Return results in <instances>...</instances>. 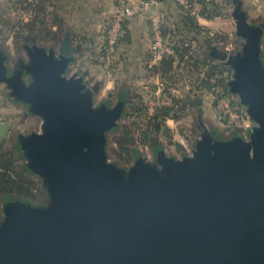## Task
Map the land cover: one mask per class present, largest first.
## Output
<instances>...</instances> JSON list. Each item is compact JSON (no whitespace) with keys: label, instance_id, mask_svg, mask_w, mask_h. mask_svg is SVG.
Listing matches in <instances>:
<instances>
[{"label":"water","instance_id":"95a60500","mask_svg":"<svg viewBox=\"0 0 264 264\" xmlns=\"http://www.w3.org/2000/svg\"><path fill=\"white\" fill-rule=\"evenodd\" d=\"M234 2L243 44L225 64L255 126L248 139L204 130L182 159L159 146L156 164L140 152L128 170L108 160V132L125 100L94 107L88 73L69 76L80 52L69 33L49 50L33 39L22 71H8L0 51L9 100L43 120L40 133L17 141L23 169L42 179L49 199L43 207L6 198L0 264H264V23H251ZM11 133L10 123L0 124V138Z\"/></svg>","mask_w":264,"mask_h":264},{"label":"trees","instance_id":"16d2710c","mask_svg":"<svg viewBox=\"0 0 264 264\" xmlns=\"http://www.w3.org/2000/svg\"><path fill=\"white\" fill-rule=\"evenodd\" d=\"M168 1V5H177L179 11L178 22L170 23L168 18H160L162 22V31L167 38L168 45L172 48L173 54L165 56L158 64H151V51L147 55V60L143 66L146 70L153 73L160 74L168 81L167 87L163 88L162 95L167 99H172L170 106H158L154 115L150 118L146 116V107L141 103L133 102L130 106V117L136 116V121L131 122L126 126H122L115 131V144L118 147V156L124 159V163L129 164L133 158L134 148L138 143V132L140 123L146 126V139L153 148L159 147V143L150 137L152 134L161 131L162 124L168 119H180L184 117L188 109H193L196 98L194 99L189 94L183 98L174 95L172 86L176 85L173 82V75L176 66L180 68L181 64H185L184 68L188 70L191 75V84L196 89L207 91L209 94L216 97L214 107H218L219 103L227 99L230 101V106L233 115H239V119L248 118L247 113L241 110L242 105L234 100V94L229 89V81L231 79L232 71L226 66L224 61L230 55L236 54L241 49L242 42L235 39L231 42L234 48L230 51L226 48L228 41L227 34L217 33L215 36L208 35L210 30L200 23V19L213 20L217 17H227L228 11L235 5L234 0H190L200 7V19L186 13L174 0ZM61 0H7L4 3L7 11H15L17 21L2 19L6 27H10L12 31H16V43L25 42L27 39H35L38 42L47 41L57 43L62 36V33L67 30L65 23V16L61 13ZM3 4V3H2ZM27 18V20H25ZM13 21V22H11ZM108 25V24H107ZM57 28V31L53 30ZM186 37H182L183 35ZM180 36V39L178 38ZM190 40L193 44H187L186 40ZM129 44L130 38L127 30V21L124 24V36L118 46V54L120 45L123 43ZM223 44L222 49L218 44ZM194 45V46H193ZM103 56L105 58V51L103 49ZM261 58L264 62V42L262 44ZM179 64V66H178ZM196 77V80L193 78ZM164 85V84H162ZM193 90V88H192ZM198 107V105H197ZM198 109V108H197ZM232 116H228L227 120H231ZM235 121V120H233ZM225 122L230 124L229 121ZM139 124V126H138ZM235 125V124H232ZM232 137L242 135L245 133L244 128L234 126V129H229ZM170 143L174 144L183 151V147L173 142L170 136ZM130 159V160H129ZM19 159L16 158L14 150L5 146V140L0 139V209L4 205V201L9 196H14L16 200L23 202H30L36 205H46V191L43 182L37 176L28 173L22 167L18 166ZM45 200V201H44Z\"/></svg>","mask_w":264,"mask_h":264},{"label":"rangeland","instance_id":"374dc122","mask_svg":"<svg viewBox=\"0 0 264 264\" xmlns=\"http://www.w3.org/2000/svg\"><path fill=\"white\" fill-rule=\"evenodd\" d=\"M252 1L256 2L255 0ZM252 1L247 2L246 3L247 6H246L243 0H240V2L242 3V9L244 10L251 9L250 11H252V9L254 10V8L261 10L262 7H264V2L263 4L260 2L258 3L256 2L257 4L255 3L256 5H254L253 4L254 2L252 3ZM4 3H7V0H0V51H2L4 55L9 58L8 65L11 66L12 63L11 59L19 55L22 57L26 55V52L22 48V45L25 44L26 42H20L19 44H17L16 43L17 39L15 35L16 31H12L10 27H6L4 25V22L2 20L3 18L6 20L11 19L13 21L18 20L17 19L18 14L13 10L7 11ZM60 5L62 6L60 8L61 13L64 16H66L67 11L68 12L69 10L71 11V7L67 6L68 3L67 5H65V2L60 3ZM176 6L170 5L166 9V13L162 15L163 18H168L167 20L172 24L178 22L179 11L177 10ZM234 8L235 7L229 9L228 16L225 17L224 19L217 18L209 22L208 25L206 24L204 25V22H202L203 26H206L210 30V33L208 35L215 36L217 33L228 35V41L230 42L228 44L220 42L218 45L222 49H224L225 47H223V44H226V48L229 49L230 51L232 50V48H234V45L231 42H233L235 39L236 40L240 39L243 44V40L239 38L236 34V26L235 25L234 27L231 26L232 21L235 24V20L232 17V12ZM252 14L254 15V17H250L251 23L255 25L264 23V18L257 19L258 15L254 13ZM227 23L229 24L230 28L232 27L231 31L229 32H226ZM88 27H89L88 29L90 30L91 26ZM101 30H103L104 38L106 39V32H105L106 30L103 28V26ZM72 31L73 32L71 34L74 35L73 36L74 40L77 43L81 42L77 34L76 33L73 34L74 32L77 31L75 30ZM182 37L184 38L186 37V35L184 34ZM178 38L180 39V36ZM45 42L46 41H40V43H45ZM186 43L189 45L193 44L192 42H190L189 38L188 40H186ZM140 47H141L140 44L138 45L137 43L133 47V50H129L128 52H125L123 58L122 56L119 57L117 55L115 58L111 60H107L100 53L92 57L85 56V54L83 56L76 54L75 60L70 67L69 76L73 74V71H77V70L84 73L86 72L88 73L89 81L92 80L94 85L98 84L101 86L100 91L96 93V96L94 98L95 108L98 107L99 105L105 104V102H107L109 106L114 107V105L117 103V100L118 99L120 100L121 98L124 99L126 94H128L131 97L132 100L128 104H126L125 102V106H124L125 114L123 115L122 119L118 122V129L122 126H126L130 124L131 122L136 121L137 118L135 115H133V117H130V113H131L130 106L134 101L138 102L140 96H141L140 99L141 103L144 104L146 107V116L148 118L154 115L158 106H163L161 104L158 105V103L165 102L166 106H170L172 104L171 98L167 99V97H164L162 95L163 88L167 87L168 81L165 78H163L160 74L153 73L148 69L145 70L140 64L142 58H144L145 55V52L142 56L141 54H139L140 52L143 51V49H141ZM138 57H139V61H138ZM184 65H185L184 63L181 64L180 68L176 66L175 68L176 70H174V72L170 74L171 76L173 75L172 81L176 82V85L172 86L173 87L172 92L174 95H177L180 98L181 97L183 98V96H186L188 94L192 96L194 99L196 98V96H201L202 101L200 104H198V107L197 105L196 106L193 105L194 107L193 109L192 108L188 109L184 117L180 119L166 120L165 123L162 124L161 131L158 133V135H156V133L152 134L153 132H151L150 137L153 139V141L156 140L157 138L156 141H158L159 146L163 147V149L166 151L168 156L173 157L175 159H182L185 156H188L192 153L196 143L200 139L204 130L214 133L216 137L219 138L221 137L223 140H230L233 137L230 131L228 130L229 129L233 130L234 126H236L239 128H244L245 130V133L243 132L242 135L240 134L239 136L243 137L244 139H248L250 131L255 126L254 122L249 117L246 118L245 120L239 119L240 118L239 115L238 116L233 115L231 117V120H227L229 115L224 114L222 112L223 111L222 108H224L223 107L224 105L222 103L223 100L219 103L218 107L215 108L214 102L216 101V97L209 94L207 91L204 90L200 91L196 89L195 87L198 86L197 84H195L194 85L195 87H193L192 84L190 83L191 75L189 76V74L187 73L188 70L186 69V67L184 68ZM193 79L196 80V77H194ZM0 85L6 88L4 84L0 83ZM109 94H112V98L107 99ZM224 100L227 104L229 105L231 104L230 101H228L227 99ZM234 100L240 103L239 97L235 94H234ZM1 103L2 100L0 99V113L3 114L4 112L9 111L5 109V107L1 108ZM11 107L12 109H14V106ZM241 110L243 112L244 111L246 112V109L243 105L241 107ZM16 112L17 113L13 115V118H11L12 119L11 121L14 124V129L12 130L10 136L7 139H3V140H5V146L15 151L16 158L19 159L18 166L20 168L22 167L23 169V166L26 164V160L25 158H23L22 152L18 149V141H17L18 133H19L18 131L24 134L32 131L29 129H34L36 131H39L40 123H36L34 121L31 122L29 120L28 121L29 125L27 124L21 126V123L25 121L23 118L24 111L23 109H19V110L16 109ZM14 116L16 117L14 118ZM0 119L4 120L8 118L7 117L5 118V116L1 118L0 116ZM225 120L229 121L230 124H227ZM139 123H140V129L137 137L138 143L136 146H133L134 153L140 152L148 160V162L156 164V156H155L154 148L150 146L149 142L146 139H142V137L144 138V136H146V132H148L146 131V126L144 123H141V121H139ZM115 132L116 131L108 132V143L106 145L107 158L112 164L118 166L123 170H128L130 167L134 165L136 157L133 153V158L131 161H129L130 162L129 164L124 163V159L122 160L119 158L118 147L114 141V138L116 136ZM170 136L173 142H176L177 144L181 145V147H183V151L179 150L177 146L170 143ZM37 178L39 177L37 176ZM39 180L42 181L41 178H39ZM9 197H12L16 200L14 196H9ZM24 203H30V202H24ZM48 205H49V199L47 194L45 206ZM3 217H4V213L2 207L0 209V222L3 220Z\"/></svg>","mask_w":264,"mask_h":264},{"label":"crops","instance_id":"0c3cea01","mask_svg":"<svg viewBox=\"0 0 264 264\" xmlns=\"http://www.w3.org/2000/svg\"><path fill=\"white\" fill-rule=\"evenodd\" d=\"M116 1L117 0H61V2H65V5L71 7V11H67L65 16V23H66V31L65 33H69L71 40L74 42V44L80 45V52L79 55H84L88 57L96 56V54H102L103 46L105 44V38H104V32L101 30L102 26L105 29V26L110 21L109 19L112 18L115 8H116ZM252 0H243L244 4ZM257 3L260 2L263 4L264 0H255ZM254 1H252L253 3ZM254 2L253 4L256 5L257 3ZM256 3V4H255ZM72 4V5H71ZM168 1L164 2V0L161 1V4L158 8L159 14L164 15L166 13V9L169 7ZM247 6V4H246ZM234 7V6H233ZM200 8V7H199ZM249 10V11H248ZM246 10L248 14L249 21L251 22L250 17H254V14H257V19L264 18V7L262 9L254 8L252 11L251 9ZM262 13V14H260ZM163 18V17H162ZM220 19H224L223 17H217ZM215 18V19H217ZM213 19V20H215ZM253 19V18H252ZM27 20V18L25 19ZM109 20V21H108ZM213 20H205L200 19V23L204 22V25H208L209 22ZM150 19L149 14H144L141 16H137L135 18H131L127 21V30L130 38L129 44L126 45L124 42L120 45L119 49V57H124L125 52H128L129 50H133V47L138 43L140 44V48L143 49L141 56L144 54V58L141 60L142 67L144 66L147 55H149L151 51V32H150ZM203 25V24H202ZM234 22L232 21L231 26L234 27ZM88 26H91V29L89 30ZM226 32L231 31V28L229 27V24H226ZM54 31H57L56 27H53ZM72 30H75L77 32H74L73 34H77L79 37V40L81 42L77 43L74 40V35L71 33ZM63 34V35H64ZM137 38V40H136ZM60 40V39H59ZM53 43V42H52ZM59 43V41L57 42ZM40 44H51V42H45ZM231 44V43H230ZM101 56V55H100ZM83 58V57H82ZM139 61V57H138ZM136 61V62H138ZM225 62V61H224ZM9 96H5L4 93H2V88L0 86V99L2 100L1 108L5 107V109L9 110L7 112H4L3 114L0 113L1 118L5 116L8 120H12L13 113H16L14 109L9 104L7 99ZM8 115V116H7Z\"/></svg>","mask_w":264,"mask_h":264},{"label":"built area","instance_id":"2783aa9c","mask_svg":"<svg viewBox=\"0 0 264 264\" xmlns=\"http://www.w3.org/2000/svg\"><path fill=\"white\" fill-rule=\"evenodd\" d=\"M186 13L199 18V6L190 0H174ZM161 0H117L115 12L105 28V58L111 60L118 54V46L124 36V24L131 18L149 14L151 32V64H158L165 56L172 55L174 52L167 43V38L162 31L161 17L158 8ZM150 11L152 13L150 14ZM222 112L233 116L231 106L222 101ZM165 105V102L158 105ZM168 104V103H167ZM170 105V104H169ZM1 123V119H0Z\"/></svg>","mask_w":264,"mask_h":264},{"label":"flooded vegetation","instance_id":"af4514ba","mask_svg":"<svg viewBox=\"0 0 264 264\" xmlns=\"http://www.w3.org/2000/svg\"><path fill=\"white\" fill-rule=\"evenodd\" d=\"M65 35V34H64ZM64 35L60 38V40L61 39H63L64 38ZM60 40H59V42H60ZM26 43L25 44H23L22 45V48H23V50L26 52V55L24 56V57H22V56H17V57H15V58H13V59H11V66H9L8 64H9V58L7 57V59H6V61H5V65H6V67H7V70L8 71H12V73H14V72H17V70L18 71H22V70H25L27 67H29L30 66V63H31V60H30V58H29V56H28V54H27V51H26V46H32L33 44H34V41H33V38H31V39H27L26 41H25ZM38 45H40V46H43V44H40V42H38L37 40L35 41ZM56 44L57 43H52L51 42V44H45V47H47V49L49 50V49H51V48H53L54 46L56 47ZM77 45V44H76ZM19 48H21V47H19ZM105 48V45L103 46V49ZM56 55L57 56H59V54H58V52H56ZM77 55H79V54H77ZM102 55H104L103 54V50H102ZM76 72H78V74L80 75V76H83V75H85L86 74V72L84 73V72H81V71H79V70H77V71H73V74H75ZM73 74L72 75H70V76H73ZM85 77H86V80H88V75H85ZM24 78V80H25V82L26 83H28L29 82V77H27L26 75L23 77ZM1 86V85H0ZM3 89H2V93H4V95L5 96H8L9 95V90L7 89V88H4L3 86H1ZM87 88H89L91 91H96L97 90V92L98 91H100V89H101V86L100 85H94L93 84V81L91 80V81H89L88 80V84H87ZM110 98H112V94H109L108 95V98L107 99H110ZM122 99V98H121ZM120 99V100H121ZM119 99L117 100V103L114 105V107L118 104V102L120 101ZM124 100H125V102H126V104H128L132 99H131V97L128 95V94H126V96H125V98H124ZM7 101L9 102V104L8 105H10V106H14V111L16 112V109L17 110H19V109H23V118H24V122H22L21 123V126H23V125H27L28 124V121L30 120L31 122L32 121H34V122H36V123H40V130L39 131H36V130H34V129H29V130H32V131H35V132H41V127H42V124H43V120L40 118V117H36V116H32L31 114H29V110L23 105V104H21V103H14V102H12L11 100H9V98L7 99ZM105 103H107V102H105ZM114 107H112V106H109V108H114ZM16 108V109H15ZM17 113V112H16ZM14 115H15V113H13ZM13 116V115H12ZM16 116H14V118H15ZM38 118V119H37ZM10 123L11 124V126H12V130L14 129V124H13V122L11 121V120H8V119H4V120H1V123L0 124H2V123ZM29 125V124H28ZM19 133H21L20 131H18ZM18 133V134H19ZM7 139V138H6ZM47 195V194H46Z\"/></svg>","mask_w":264,"mask_h":264}]
</instances>
